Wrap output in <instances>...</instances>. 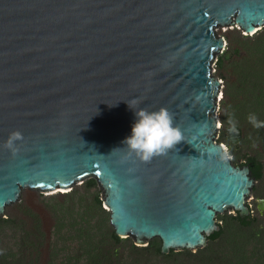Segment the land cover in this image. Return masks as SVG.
Wrapping results in <instances>:
<instances>
[{
	"label": "water",
	"instance_id": "water-1",
	"mask_svg": "<svg viewBox=\"0 0 264 264\" xmlns=\"http://www.w3.org/2000/svg\"><path fill=\"white\" fill-rule=\"evenodd\" d=\"M218 27L254 34L264 0H0V218L22 190L94 179L113 234L167 255L205 247L218 214L250 216V164L217 142ZM160 108L183 141L142 162L123 142L136 111Z\"/></svg>",
	"mask_w": 264,
	"mask_h": 264
},
{
	"label": "rangeland",
	"instance_id": "rangeland-1",
	"mask_svg": "<svg viewBox=\"0 0 264 264\" xmlns=\"http://www.w3.org/2000/svg\"><path fill=\"white\" fill-rule=\"evenodd\" d=\"M256 30L248 35L234 27L216 28L226 46L211 68L222 82L217 142L228 147L233 165L248 157L263 164V176L247 199L249 226L233 210L218 214V239L167 255L159 252L157 238L142 245L131 237L114 241L99 187L86 179L69 190H22L0 218V264H264V210L259 209L260 202L264 205V128L255 129L247 120L255 114L264 121V27ZM230 116L240 134L235 144L229 139Z\"/></svg>",
	"mask_w": 264,
	"mask_h": 264
},
{
	"label": "clouds",
	"instance_id": "clouds-1",
	"mask_svg": "<svg viewBox=\"0 0 264 264\" xmlns=\"http://www.w3.org/2000/svg\"><path fill=\"white\" fill-rule=\"evenodd\" d=\"M135 116L136 122L131 128V135L123 143L128 153L140 161L150 162L154 157L167 154L175 145L183 141L181 129L174 126L173 114L166 108L156 111L140 109L135 112ZM247 120L255 129L264 128V121H260L255 114H250ZM228 125L229 133L237 134L239 132L237 122L231 116L228 119ZM22 139V133L12 132L3 146L15 154L18 151L16 142ZM219 149L223 155H228L229 149L226 145H219Z\"/></svg>",
	"mask_w": 264,
	"mask_h": 264
},
{
	"label": "trees",
	"instance_id": "trees-1",
	"mask_svg": "<svg viewBox=\"0 0 264 264\" xmlns=\"http://www.w3.org/2000/svg\"><path fill=\"white\" fill-rule=\"evenodd\" d=\"M250 164V172H252V176L255 177L256 181L260 180L263 176V164L260 163L258 160H256L253 157H248L244 163H241L240 165H236V166H242V165H248ZM94 182V181H92ZM237 219L239 220V222L243 225V226H249L250 222L252 220H250V216L246 217L245 219H241L239 216L237 217ZM0 220V224H1ZM222 234V230L220 229L219 232H216L214 234H212L209 239H218ZM112 238L114 241L119 240L114 234H112Z\"/></svg>",
	"mask_w": 264,
	"mask_h": 264
},
{
	"label": "snow or ice",
	"instance_id": "snow-or-ice-1",
	"mask_svg": "<svg viewBox=\"0 0 264 264\" xmlns=\"http://www.w3.org/2000/svg\"><path fill=\"white\" fill-rule=\"evenodd\" d=\"M99 175V173H97ZM40 187H44V185H39Z\"/></svg>",
	"mask_w": 264,
	"mask_h": 264
},
{
	"label": "bare ground",
	"instance_id": "bare-ground-1",
	"mask_svg": "<svg viewBox=\"0 0 264 264\" xmlns=\"http://www.w3.org/2000/svg\"><path fill=\"white\" fill-rule=\"evenodd\" d=\"M220 97H221V95H220Z\"/></svg>",
	"mask_w": 264,
	"mask_h": 264
}]
</instances>
